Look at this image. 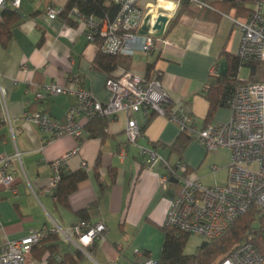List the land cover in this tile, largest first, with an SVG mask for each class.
I'll use <instances>...</instances> for the list:
<instances>
[{
    "label": "crops",
    "instance_id": "0c3cea01",
    "mask_svg": "<svg viewBox=\"0 0 264 264\" xmlns=\"http://www.w3.org/2000/svg\"><path fill=\"white\" fill-rule=\"evenodd\" d=\"M44 1L42 6L34 4L23 12L22 0L19 9L22 19L13 26L11 38L6 43L0 42V155L20 152V159L14 161V187L0 184V243L44 225L58 223L67 228L81 219L102 220L108 228L106 239L97 240L95 247L94 242L85 249L80 248L60 235L46 245L57 244L56 257L80 249L83 255L77 264H139L147 257L157 259L170 198L178 183L173 179L175 183L169 181L165 187L161 176L168 169L160 163L147 169L139 145L154 148L173 163L180 157L170 153L169 146L181 129L166 115L154 113L136 143H132L128 142L125 132L126 111L107 117L101 136H90L89 120L78 114L77 119L83 123L79 139L69 134L48 139V134L37 124L27 121L23 117L25 109H43L55 119L65 120L68 109L76 101L73 94L37 98L42 86L51 82L64 84L74 80L76 85L88 87L101 102H107L111 95L106 87L108 75L93 65L98 51L96 43L88 40L78 23H66L59 16L49 18L44 8L50 0ZM66 1L52 0L60 8ZM167 1L174 3L172 10L157 4V0H140V3L146 9L152 8L151 12L166 8L170 21L178 8V0ZM259 1L264 11V0ZM232 15L221 14L216 19L183 13L166 36L157 38L154 50L137 49L132 55L130 71L146 74L147 64L152 62L151 72L155 69L160 72L159 79L169 94L170 107L178 109L185 103L200 128L209 122L226 121L232 114L229 106H219L205 122L209 101L204 92L210 73L223 61L220 57L223 49L235 54L239 49L242 32L234 24ZM135 59L138 65L133 64ZM134 116L140 125L145 124L141 112ZM124 144L126 151L121 156ZM202 146L197 139H192L181 157L190 166V172L199 167L202 156L207 153ZM65 154H68L67 169L88 171V177L70 194L68 206L57 203L48 191L51 163ZM225 168L222 183L227 179V165ZM97 171L99 178L95 176ZM102 185L99 202L91 205ZM85 208L88 209L85 214L79 212ZM48 254L49 251L42 254L34 248L27 264H55L48 260Z\"/></svg>",
    "mask_w": 264,
    "mask_h": 264
},
{
    "label": "built area",
    "instance_id": "2783aa9c",
    "mask_svg": "<svg viewBox=\"0 0 264 264\" xmlns=\"http://www.w3.org/2000/svg\"><path fill=\"white\" fill-rule=\"evenodd\" d=\"M21 1L0 0V12L9 7L19 11ZM111 1L120 5L114 19H100L77 8L71 9L70 16L81 26L88 40L106 52L133 55L137 49L154 50L157 38L161 35H156L149 29L142 32L152 8L147 6L146 9L140 0ZM191 1L199 7L206 5L203 0ZM176 3L179 5V0ZM61 8L50 2L45 6L44 13L54 19L58 17ZM158 14L156 11L150 13L147 19L149 27L155 22ZM232 19L242 32L237 51L242 61L263 59L264 11L261 1L253 4L252 12L247 18ZM163 41L170 43L168 39ZM216 71L215 68L213 72ZM158 74L160 75V72L139 75L130 70H119L108 76L106 87L111 93V98L107 102L99 101L88 87L76 85L74 80L64 84L51 82L42 86L37 92V98L42 100L51 94H73L76 101L68 109L65 120L59 121L43 109H25L23 117L45 131L48 139L66 134L79 139L83 123L77 119L78 114H83L86 120H90L99 115L111 117L120 111H126L127 140L136 143L143 131L134 113L141 112L145 120L151 118L154 113H159L176 122L181 130L190 131L194 139L202 143L207 151L230 149L226 181L222 184L205 185L201 178L187 176L190 166L182 158L171 163L154 148L139 145L147 169H152L156 163L168 169V172L161 176L165 187L170 178L176 179L179 184L177 191L170 198L164 226H174L178 231L199 234L204 239H209L220 234L251 205H257L264 210V80L240 82L229 101L232 111L230 119L209 122L200 128L194 123L193 115L185 107V103L178 109L170 107L169 94ZM208 88L209 84L206 85V89ZM125 147V144L121 147V156L126 151ZM67 156L68 154H65L51 163L52 175L48 191L52 193L60 179L59 167L65 163ZM16 159H20L19 151L0 155V184L6 187H14ZM107 231V225L102 220L90 222L81 219L67 228L58 223L44 225L32 229L22 237L0 243V264H27L34 245L52 233L74 241L80 248L85 249L96 240L106 239ZM135 251L141 252L140 249ZM139 264H157V259L147 257ZM218 264H264V252L254 240L248 239L235 247Z\"/></svg>",
    "mask_w": 264,
    "mask_h": 264
},
{
    "label": "trees",
    "instance_id": "16d2710c",
    "mask_svg": "<svg viewBox=\"0 0 264 264\" xmlns=\"http://www.w3.org/2000/svg\"><path fill=\"white\" fill-rule=\"evenodd\" d=\"M203 1L206 2V5L199 7L191 0H179L178 8L170 19L163 36H166L171 26L177 22L179 16L183 13L199 17H214L216 19L221 14H233L232 17L244 19L252 12L251 3H255L258 0ZM73 8L100 19L106 17L114 19L119 12L120 5L111 0H67L59 11L58 16L66 23L75 24L76 21L70 16V11ZM21 19L22 15L20 12L13 8H5L0 12V42L6 43L11 38L13 26L20 22ZM220 57L227 62L228 70L226 74H222L218 69L219 63H217V71L210 73L209 88L204 92L209 101L205 122L213 117L219 106H229V101L240 82L245 80H264V58L244 62L238 54L231 53L226 49L222 50ZM132 61V55L106 52L98 48L93 58V65L104 71L108 76H112L119 70H130ZM152 65V62L147 64V75L159 72L156 69L151 72ZM241 66H247L249 69L248 77L245 79L238 76ZM157 76L160 75L158 74ZM149 119L142 125V131ZM107 122V117L103 115L90 119L87 123L90 136H101L104 133ZM192 139H194V135L190 131L181 130L175 141L169 146V152H175L181 158ZM65 165L64 163L59 167L60 179L53 195L56 197L57 203L68 206L70 194L77 189L81 180L88 177V171L84 168L67 169ZM95 176L99 178V171L95 173ZM169 181L173 184L176 180ZM103 189L104 185L100 187L98 195L91 205L99 202ZM87 211L88 209L85 208L79 212L85 214ZM190 236L191 233L178 231L174 226H164L162 247L157 258V264H218L235 247L248 239L254 240L264 252V210L257 205H251L246 212L237 216L220 234L209 239H203L195 251L186 252L185 248ZM58 238L59 234L57 233L49 234L36 243L33 250L38 248L42 254L49 251L48 260H52L55 264H77L78 259L83 255L80 249H76L74 252H66L60 257H56L54 251L57 244L46 245L48 241H56ZM96 241L93 245L94 247Z\"/></svg>",
    "mask_w": 264,
    "mask_h": 264
},
{
    "label": "rangeland",
    "instance_id": "374dc122",
    "mask_svg": "<svg viewBox=\"0 0 264 264\" xmlns=\"http://www.w3.org/2000/svg\"><path fill=\"white\" fill-rule=\"evenodd\" d=\"M44 2H45L44 0H34L33 2H30L28 0H23L21 11L27 12V10L31 9L32 8L31 6H33L34 4L36 5L39 4V6H42ZM156 3L158 4L159 2L157 1ZM156 3L154 4V10H156ZM165 11L166 10L161 7L157 9L158 13H163V12L166 13ZM133 64L138 65L137 59L134 60ZM239 76L241 78L248 77L247 66L240 67ZM202 147L204 150H206L204 146ZM230 153H231L230 149L228 148H220L216 151H212V150L207 151L206 155L202 156L199 167L187 173V176L189 178L199 177L206 184L222 183L226 177L225 166L228 165L229 163ZM214 165L216 166V168H213ZM203 239L204 238L199 234H191L190 239L186 245L185 251L186 252L195 251L196 247L201 243Z\"/></svg>",
    "mask_w": 264,
    "mask_h": 264
},
{
    "label": "water",
    "instance_id": "95a60500",
    "mask_svg": "<svg viewBox=\"0 0 264 264\" xmlns=\"http://www.w3.org/2000/svg\"><path fill=\"white\" fill-rule=\"evenodd\" d=\"M148 17L146 18V21L142 27V32L147 31L148 29L150 31H153L156 33V35H162L164 34L167 22L169 21L168 15L165 13H159L156 17L155 22L149 27L147 22ZM228 70V65L226 61H221L219 64V71L222 74H226ZM174 178H171L173 180ZM176 180V179H175Z\"/></svg>",
    "mask_w": 264,
    "mask_h": 264
},
{
    "label": "bare ground",
    "instance_id": "6f19581e",
    "mask_svg": "<svg viewBox=\"0 0 264 264\" xmlns=\"http://www.w3.org/2000/svg\"><path fill=\"white\" fill-rule=\"evenodd\" d=\"M158 2L159 5L166 7L168 10H172L174 8V3L172 1L158 0ZM147 17H150V12Z\"/></svg>",
    "mask_w": 264,
    "mask_h": 264
}]
</instances>
